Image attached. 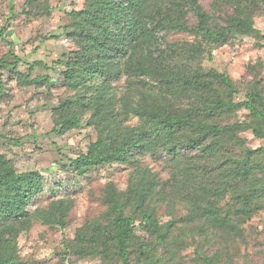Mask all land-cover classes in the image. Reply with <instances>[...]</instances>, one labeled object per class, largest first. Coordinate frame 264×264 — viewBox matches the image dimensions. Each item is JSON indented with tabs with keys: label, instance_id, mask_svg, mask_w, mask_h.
I'll use <instances>...</instances> for the list:
<instances>
[{
	"label": "rangeland",
	"instance_id": "obj_1",
	"mask_svg": "<svg viewBox=\"0 0 264 264\" xmlns=\"http://www.w3.org/2000/svg\"><path fill=\"white\" fill-rule=\"evenodd\" d=\"M84 2L0 0V33L12 17L4 35L11 45L0 34V59L10 63L21 59L17 66L0 70L4 81L0 153L19 172L38 170L44 177L42 192L30 201L32 224L17 239L20 264H124L110 241L100 234L96 238L94 223L105 225L110 219L105 201L108 186L126 191L138 166L149 167L162 190L153 201L156 217L162 222L173 220L175 226L167 246L138 228L130 246V264H212L206 257L213 264H264V196L252 203L255 210L250 214H237L244 198H238L230 188L231 159L238 158L234 148L216 150L215 144L211 149L184 147L178 155L160 148L155 154L138 156L139 165L112 162L75 170L70 163L88 151L103 127L115 135L116 144L128 141L132 132L145 126L142 111L153 101L178 111L200 102V93L189 84L192 77L213 80L219 94L233 102L248 100L249 93L257 92L264 113V38L238 34L216 44L197 32L173 28L150 35L144 26L150 19H168L171 27L182 19L196 27L198 18L190 0H138L132 9L136 34L117 42L112 27L103 46L106 72L86 75L91 80L90 87H85L66 82L63 72L73 62H57L66 61L77 49L69 35L74 29L69 13L83 8ZM199 2L214 30L244 16L253 18L255 27L264 33V0H243L241 5L236 0ZM140 46L152 55L153 69L148 61L151 73L141 74L133 68L139 64L135 52ZM11 47L13 54L9 52ZM34 61H43L48 67L36 66L30 71ZM21 73L28 77L26 84L21 81ZM221 75L232 81L231 90ZM104 85L109 87L112 100L104 107L103 118L94 123L90 120L92 113L86 111L79 127L58 135L54 131L58 103L78 93L89 98L95 87ZM216 121L242 124L244 128L237 135L253 150V161L264 165V138L253 130L264 129L260 119L248 109L238 108L223 113ZM60 201L70 206L64 228L44 223L37 215V211L49 210ZM207 210H216L223 217L230 213V224L213 227L200 220L198 216ZM142 248L147 255L142 254Z\"/></svg>",
	"mask_w": 264,
	"mask_h": 264
},
{
	"label": "trees",
	"instance_id": "obj_2",
	"mask_svg": "<svg viewBox=\"0 0 264 264\" xmlns=\"http://www.w3.org/2000/svg\"><path fill=\"white\" fill-rule=\"evenodd\" d=\"M236 1L239 5L243 3V0ZM137 2L138 0H85L83 8L69 13L74 18V29L69 35L77 43V49L66 61H57L73 62V65L63 72L66 82L90 87L91 79L86 75L94 77L96 73L106 72L105 60L102 59V55L106 52L103 49L107 44L106 38L111 34L112 27L117 42L125 41L132 34H136V19L132 9ZM190 2L198 18L196 27L188 26L182 19H177L171 27L170 20L159 17L144 22L145 32L155 35L159 30L168 28L197 32L216 44L234 38L238 34L264 38V33L255 27L251 17L239 16L221 29L214 30L210 27L209 15L204 11L199 0H190ZM182 13L180 11V14ZM11 20L12 17H9L0 33L2 40L10 45L11 42L7 41L4 35ZM144 48L140 46L135 52L139 64L133 67L141 74L151 73L154 68L153 59L152 61L149 59L152 55ZM9 52L13 54L12 47ZM20 60L17 58L10 63L0 59V70L7 65L17 66ZM148 61L152 65L151 71ZM36 66L48 67L43 61H34L29 67L30 71ZM21 76L22 83L26 84L27 75L21 73ZM221 78L231 90L232 81L225 75H221ZM189 84L200 93V102L178 111L161 106L158 100L153 101L142 111L145 126L132 132L128 141L116 144L115 135L111 130L103 127L99 129L98 139L88 151L70 160L71 166L75 170H82L112 162L139 165L138 156L149 152L151 155L155 154L160 148L178 155L180 149L184 147L211 149L215 144L218 146L216 150H219V147L230 146L236 150L235 154H238V158L233 156L231 159L234 165L231 167L230 188L238 194V198H244V205L239 206L237 214H250L255 210L252 203L264 196V165L253 161V150L246 147L244 140L237 135L236 132L244 128L242 124H220L216 119L223 113L246 108L264 123V113L259 108L261 96L257 92H252L247 95L248 100L233 102L219 94L211 79L192 77ZM3 85L4 81L0 78V98L4 94ZM108 89L107 85L98 86L89 98L78 93L75 98L62 99L54 108L57 115L54 131L60 135L79 127L82 123L81 116L86 111L92 113L90 117L92 122L101 120L104 107L109 106L107 104L112 100ZM253 130L258 137L264 138V129L254 127ZM134 172V177L130 180L126 191H119L113 184L108 186L105 191V201L110 219L105 225L94 223L96 238L100 234L106 242L110 241L123 257L124 264H130V246L138 228H143L149 235L156 237L159 244L167 246L175 226L173 220L162 222L156 217L153 201L162 193V190L158 189L156 174L149 167L141 166H138ZM43 179L42 173L38 170L19 172L10 160L0 153V264L21 263L17 239L20 233L28 230L32 224L33 213L29 205L30 201L42 192ZM69 208V205L60 201L54 203L49 210L37 211V215L44 223L64 228ZM127 208L130 209L129 213L126 212ZM198 218L207 224H212L213 227H223L231 222L230 213L223 217L217 215L216 210H207ZM138 219L141 220L140 224H137ZM141 250L142 254L147 255V250L143 248ZM205 260L213 264L211 258L206 257Z\"/></svg>",
	"mask_w": 264,
	"mask_h": 264
}]
</instances>
